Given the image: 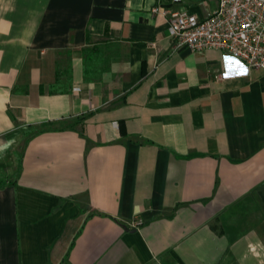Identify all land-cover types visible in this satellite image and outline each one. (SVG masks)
Returning <instances> with one entry per match:
<instances>
[{
  "label": "crops",
  "instance_id": "crops-1",
  "mask_svg": "<svg viewBox=\"0 0 264 264\" xmlns=\"http://www.w3.org/2000/svg\"><path fill=\"white\" fill-rule=\"evenodd\" d=\"M218 3L0 0V264H264V70L151 10Z\"/></svg>",
  "mask_w": 264,
  "mask_h": 264
},
{
  "label": "built area",
  "instance_id": "built-area-1",
  "mask_svg": "<svg viewBox=\"0 0 264 264\" xmlns=\"http://www.w3.org/2000/svg\"><path fill=\"white\" fill-rule=\"evenodd\" d=\"M217 7L205 18L185 8L155 5L151 10L167 17L174 49L214 48L239 58L252 70H264V0H219ZM140 224L141 220L135 226Z\"/></svg>",
  "mask_w": 264,
  "mask_h": 264
},
{
  "label": "trees",
  "instance_id": "trees-1",
  "mask_svg": "<svg viewBox=\"0 0 264 264\" xmlns=\"http://www.w3.org/2000/svg\"><path fill=\"white\" fill-rule=\"evenodd\" d=\"M84 54L86 55L84 59L85 78L90 82L100 79L110 59L103 54V50L98 45L84 49ZM20 167L21 162H19L18 169Z\"/></svg>",
  "mask_w": 264,
  "mask_h": 264
}]
</instances>
